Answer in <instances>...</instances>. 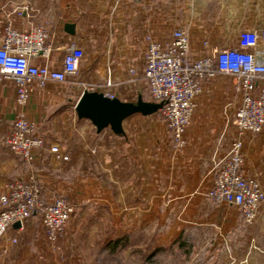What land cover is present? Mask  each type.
I'll use <instances>...</instances> for the list:
<instances>
[{"label":"crops","instance_id":"obj_1","mask_svg":"<svg viewBox=\"0 0 264 264\" xmlns=\"http://www.w3.org/2000/svg\"><path fill=\"white\" fill-rule=\"evenodd\" d=\"M18 6L28 8L23 19L11 14ZM8 21L20 31L33 24L47 31L51 56L34 59L36 65L46 63L59 70L65 51L72 47L81 49L83 56L77 73L67 81L43 88L33 82L23 108L15 102L12 81L2 78L0 194L7 183L33 176L45 202L61 195L74 206L70 225L81 224L88 215L93 224L110 220L118 227L146 228L155 224L156 217L169 238L184 234L188 225L194 240H215L219 209L238 211L206 197L216 165L236 137L233 116L240 95L234 79L216 74L203 84L181 149L174 148L164 121L155 120V114L126 118L123 134L116 135L108 128L97 132L88 120L77 118L74 109L83 91L124 102H135L138 96L149 101L143 78L146 36L166 44L173 30L181 29L188 35L190 57L197 59L235 46L243 30L264 28V0H0V39ZM65 25H72L73 35L65 31ZM19 112L34 124L36 135L47 145L30 164L3 143ZM242 144V173L264 192V129L245 133ZM49 146H56L67 160L55 159ZM234 215L222 217L234 225L233 248H210L204 254L197 250L196 256L204 255L203 264H264V200L250 226L242 215L238 219ZM70 231L73 228L61 234L58 243L72 241ZM145 237L153 240L152 228ZM255 241L256 248L251 245ZM55 247L57 242L45 240L35 215L21 230H8L0 242V264H59Z\"/></svg>","mask_w":264,"mask_h":264},{"label":"built area","instance_id":"obj_2","mask_svg":"<svg viewBox=\"0 0 264 264\" xmlns=\"http://www.w3.org/2000/svg\"><path fill=\"white\" fill-rule=\"evenodd\" d=\"M27 11L26 6H18L11 14L23 19ZM48 38L41 25L33 24L27 31H20L8 21L4 27L0 39V83L2 78L12 81L15 102L20 108L27 104L33 82L43 88L49 83H63L77 73L83 52L76 47L65 51L59 70L51 69L46 63H34V59L39 57L50 58L52 48ZM145 40L143 78L151 102L161 103L157 112L175 149L185 145V132L203 84L216 74L234 79L240 95L233 116L236 137L225 158L216 165L206 197L218 204L235 206L245 223H252L259 204L264 200V192L254 179L246 178L242 173V136L245 133L258 134L264 129V28L258 32L243 30L239 32L235 46L220 48L197 59L190 57L188 35L181 29L173 30L166 44L149 36ZM3 143L27 164L34 160L38 150L47 146L44 139L36 135L34 124L22 112L16 116L11 131L4 135ZM48 150L55 159L67 160L56 146H49ZM41 191L33 176L5 185L4 192L0 194V242L14 223L18 222L17 229L21 230L24 223L35 215L39 216L42 233L48 243L53 244L63 233L74 214V207L60 196L45 202ZM10 242L15 244L16 239L11 238Z\"/></svg>","mask_w":264,"mask_h":264},{"label":"rangeland","instance_id":"obj_3","mask_svg":"<svg viewBox=\"0 0 264 264\" xmlns=\"http://www.w3.org/2000/svg\"><path fill=\"white\" fill-rule=\"evenodd\" d=\"M224 76L229 77L227 75ZM145 99L148 100L147 95ZM154 118L157 121H161L158 112L155 113ZM60 197L65 199L64 196L60 195ZM228 212V210L219 209L218 234L213 241L194 240L193 229L190 230L188 225L183 230L184 234H179L178 236L172 235V238H169L165 233L166 227L156 223L158 221L156 217L155 224L146 228L141 225L133 226L129 224L122 225L121 227L114 226L110 220L101 221L105 219L104 214H101L100 219H102H99L101 221L99 224H93V218L87 215L83 216V218L84 222L88 223L82 222L81 224L70 225L73 214L69 220L70 224H68L69 222L67 223L69 226L66 225L62 233L65 235L68 230L73 228V232L70 231L69 235H72L70 237L72 241L70 239L68 241L64 240L65 243L63 244L65 246L58 243L59 239L57 238L54 242L58 244V247H55L58 250L56 253L59 264H203L204 255L202 257L196 256L195 252L197 250H201L203 254L210 248L220 251L231 250L234 245L233 243H236L234 240L237 236L233 235L234 225L228 224L229 222L222 217L225 218L235 214L234 217L238 219L242 213L239 209L237 214L236 212L233 214L229 212L230 215H228ZM242 218L244 220L243 215ZM250 224L246 225L250 226ZM150 228H152L153 240L145 237L146 230L148 229L149 231ZM256 244L255 241L251 245L256 248ZM253 246H250V249ZM213 259L215 260V258ZM207 264H212V261H208Z\"/></svg>","mask_w":264,"mask_h":264},{"label":"water","instance_id":"obj_4","mask_svg":"<svg viewBox=\"0 0 264 264\" xmlns=\"http://www.w3.org/2000/svg\"><path fill=\"white\" fill-rule=\"evenodd\" d=\"M65 31L73 35L72 25H65ZM161 103L142 100L138 96L135 102H124L109 98L95 91H83L75 105V114L79 119L88 120L97 132L108 128L116 135H122V122L134 115L149 116L157 113ZM19 228V223L12 225Z\"/></svg>","mask_w":264,"mask_h":264},{"label":"trees","instance_id":"obj_5","mask_svg":"<svg viewBox=\"0 0 264 264\" xmlns=\"http://www.w3.org/2000/svg\"><path fill=\"white\" fill-rule=\"evenodd\" d=\"M149 101H151L150 98H149Z\"/></svg>","mask_w":264,"mask_h":264}]
</instances>
